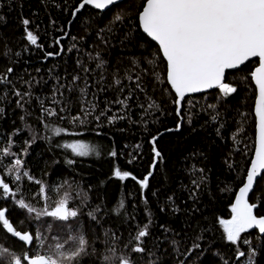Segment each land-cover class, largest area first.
Masks as SVG:
<instances>
[{"label":"trees","instance_id":"trees-1","mask_svg":"<svg viewBox=\"0 0 264 264\" xmlns=\"http://www.w3.org/2000/svg\"><path fill=\"white\" fill-rule=\"evenodd\" d=\"M145 2L124 0L105 12L85 6L73 17L79 0H0V76L8 77L0 81V179L15 193L8 198L0 190V209H7L21 233H42L26 244L0 232V248L21 257L48 255L56 243L70 250L69 234L79 231L89 245L80 264H114L103 258L118 255L150 264L146 254L131 253L135 243L154 253L151 264H246L252 250L256 264H264V234L247 231L232 244L219 223L232 216L254 152L256 90L250 73L258 61L226 74L236 93L223 97L214 89L185 97L178 117L166 63L139 27ZM25 27L37 36V45L27 41ZM153 102L158 107L150 108ZM52 111L56 114L49 115ZM114 116L123 119L109 122ZM154 136L160 158L152 151ZM76 142L94 151L77 156L64 147ZM16 159L22 161L18 181ZM116 168L137 179L119 180ZM149 171V187L142 189L138 181ZM19 198L37 211L67 199L78 216L66 222L35 219V213L19 210ZM249 203L264 216V174ZM145 225L149 235L135 241ZM0 264H9L8 258Z\"/></svg>","mask_w":264,"mask_h":264},{"label":"snow or ice","instance_id":"snow-or-ice-1","mask_svg":"<svg viewBox=\"0 0 264 264\" xmlns=\"http://www.w3.org/2000/svg\"><path fill=\"white\" fill-rule=\"evenodd\" d=\"M118 2L119 0H79L72 16L75 17L85 6H92L96 10H105ZM120 19V16H116V20ZM138 19L139 27L143 33L159 45V50L162 51L163 57L167 61L166 79L175 94L173 103L176 105L178 117L181 116L182 102L190 93L213 88L219 89L223 97L236 93L237 88L226 82L227 71L237 70L250 58H259L258 66L250 73L258 91L255 101V116L258 121L255 159L252 160L251 168L246 173V183L240 187L239 194L232 205L231 219H221L219 223L223 227L227 241L232 244L240 241L241 234L250 229L256 228L260 233H264V216L258 217L254 214V208L257 205L249 203L248 199L254 182L264 170V0H146L142 11L138 14ZM22 23L27 26L30 21L24 19ZM25 31L27 41L31 45H37V36L27 27H25ZM47 55L51 56L53 53H47ZM101 66V64L97 65L98 68ZM12 71L11 67L7 68L8 74ZM76 79L79 77L73 78V80ZM7 80V75L0 76V81L6 82ZM116 84H120V81L116 80ZM80 91L84 95L86 90L81 89ZM14 94L21 100L23 99L20 92L17 91ZM116 103L127 107L125 100H117ZM17 104L23 106L20 100L17 101ZM149 107L158 106L153 102ZM55 114L54 111L49 112V115ZM103 114L101 113V115ZM115 119H123V117H111L109 122ZM179 128L180 125L177 124L175 130H179ZM172 130L168 129V131ZM59 131L57 129L56 134H59ZM157 139L158 137L154 136L151 140L152 151L155 158H160L161 153L156 148ZM64 147L70 148L77 156H87L94 151L88 144L82 142L65 144ZM4 153L12 155L7 148L4 149ZM110 155L115 157L117 153L112 150ZM68 162L72 163V161ZM21 165L22 161L16 159L13 169L18 173L15 177L17 181L21 179L19 174ZM155 166L156 160L154 159L152 168L154 169ZM23 175L32 179L27 172H24ZM114 176L121 181L128 178L137 179L130 172L122 171L120 168L115 169ZM151 176L152 172L149 171L143 179L138 181L142 189L149 187ZM36 183L40 184L41 182L36 181ZM193 184L197 188L199 187L196 180H193ZM0 190H2L4 197L15 196L10 185L3 179H0ZM43 191L44 189L41 188V192ZM15 204L19 210H26L28 214L35 213V219L46 216L56 221L66 222L78 216L77 210L68 207L67 199L57 201L51 210L44 208L37 211L23 198L17 199ZM120 207H124L122 201ZM161 210L163 211V209ZM6 211L7 209H0V232H4L5 235L10 234L18 241L27 244H32L34 239H42V233L39 230L35 237L32 233H21L17 230L6 217ZM89 216L93 220L96 219L92 212L89 213ZM148 235V225H145L137 232L134 240L142 241ZM244 242L249 243L248 241ZM68 243L71 245L70 250L65 249L64 243H56L48 255H37L34 258H30L26 254L21 257L15 255L8 248H0V258L7 257L9 264H23L24 261H27L28 264H80L81 259L89 255L86 236L79 231L70 233ZM175 243L176 241H173V244ZM194 247L198 248L199 245L196 244ZM109 251L114 253L115 249H109ZM130 251L132 254H142L141 258L146 254L151 264V257L154 256V253L149 252L142 243H135ZM238 256L243 257L245 253L239 252ZM255 256L256 252L252 250L248 254L246 264H256ZM103 259L113 261L114 264L115 262L118 264H136L132 255L105 256Z\"/></svg>","mask_w":264,"mask_h":264},{"label":"water","instance_id":"water-1","mask_svg":"<svg viewBox=\"0 0 264 264\" xmlns=\"http://www.w3.org/2000/svg\"><path fill=\"white\" fill-rule=\"evenodd\" d=\"M124 0H119V2L117 3V4H119V3H122ZM146 3V2H145ZM116 4V5H117ZM86 7H89V8H92L93 10H96V9H94L92 6H86ZM112 6H110V8H111ZM109 8V9H110ZM143 9V8H142ZM106 10H108V9H105V10H96V11H98V12H105ZM82 11V10H81ZM142 11V10H141ZM138 22H139V19H138ZM141 29V28H140ZM141 31H142V29H141ZM142 33H143V31H142ZM146 37H147V35L145 34V33H143ZM149 40H151V38L150 37H147ZM152 42H154L157 46H158V48H159V45L155 42V41H153V40H151ZM161 52V55H162V57H163V53H162V51H160ZM163 59H164V57H163ZM254 60H257L258 61V64H259V58L258 57H254V58H250L249 59V61H246L245 62V64L247 63V62H250V61H254ZM164 61H165V63H166V65H167V61L164 59ZM244 64V65H245ZM258 64H257V66H258ZM243 65H241L239 68H241ZM256 66V67H257ZM255 67V68H256ZM238 68V69H239ZM254 68V69H255ZM237 69V70H238ZM254 69H253V71H254ZM232 71H235V70H228L227 71V73L228 72H232ZM226 73V74H227ZM252 80V79H251ZM252 83H253V86H254V88H255V90H256V98H257V96H258V91H257V89H256V86H255V82L252 80ZM169 85V84H168ZM170 86V85H169ZM170 88H171V86H170ZM215 88H213V89H206V90H204V91H201V92H197V93H190V94H188L186 97H189V96H193V95H198V94H203V93H206V92H209V91H212V90H214ZM172 90V89H171ZM256 98H255V101H256ZM255 101H254V106H253V113H254V116H255ZM257 136H258V121H257V119H256V116H255V146H254V152H253V155H252V158H251V161H250V164H249V166H248V170L251 168V162H252V160L253 159H255V149H256V147H257ZM247 170V171H248ZM264 174V170H262L261 171V175L260 176H258L257 177V179H256V182H254V186H253V189H252V191H250L249 192V196H248V199L250 198V196H251V194L253 193V191H254V189H255V186H256V183L258 182V180L261 178V176ZM243 183H246V176H245V179H244V182ZM243 186V184L240 186V187H242ZM240 187L238 188V190H237V192H236V194H235V198H234V200H233V204L235 203V199H236V196L239 194V189H240ZM232 204V205H233ZM254 214H256V208H254ZM257 215V214H256ZM258 216V215H257ZM259 217V216H258ZM231 219V218H230ZM255 230H257V231H259L258 229H256V228H253V229H250V230H248V231H255ZM260 233V232H259ZM260 234H264V233H260ZM15 238V237H14ZM15 239H17V238H15ZM18 240V239H17ZM25 243V242H24ZM27 244V243H26ZM28 257H30L28 254H26ZM30 258H32V257H30ZM26 264H28V262L27 261H24Z\"/></svg>","mask_w":264,"mask_h":264},{"label":"rangeland","instance_id":"rangeland-1","mask_svg":"<svg viewBox=\"0 0 264 264\" xmlns=\"http://www.w3.org/2000/svg\"><path fill=\"white\" fill-rule=\"evenodd\" d=\"M88 145L90 146V148H92V145H91V144H88ZM90 153H91V152H90ZM90 153H89V154H90ZM25 264H26V263H25Z\"/></svg>","mask_w":264,"mask_h":264}]
</instances>
